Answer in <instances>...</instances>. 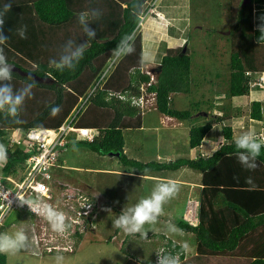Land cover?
I'll return each instance as SVG.
<instances>
[{"label":"trees","instance_id":"1","mask_svg":"<svg viewBox=\"0 0 264 264\" xmlns=\"http://www.w3.org/2000/svg\"><path fill=\"white\" fill-rule=\"evenodd\" d=\"M147 2L0 0V151L7 154L5 171L27 156L8 145L11 132L59 126L89 86H94L112 56L124 49L76 114L77 126L95 128L97 133L92 139H75L72 134L66 148L78 142L100 153L117 150L120 161L137 172L189 167L201 173L197 222L193 225L184 217L176 221L179 229L194 235L195 252L187 253L184 244L170 239L160 261L153 252L142 263L129 258L126 264H264V141L256 144L236 138L233 127L225 122L233 111L239 112L230 99L248 95L252 80L264 73V27H256L253 16L254 4L264 0H230L229 70L221 81L223 91L215 94L214 88L210 101L202 100L204 109L200 101L184 109L174 104L177 92L189 93L198 85L192 76L193 50L185 44L166 49L154 67V81L141 71L139 22ZM216 76L224 77L221 71ZM143 83H149L147 91L155 93L156 111L188 121L189 148H199L213 125L219 124L222 139L217 149L210 155L200 152L168 161L128 157L124 130L141 129L144 113L131 97L141 94ZM222 95L218 107L222 113H212L214 100ZM261 105L259 100L251 101L252 118L262 120ZM130 218L124 214L121 224ZM12 223L6 219L0 228V264H6L2 250L6 234H2ZM25 231L30 234V229Z\"/></svg>","mask_w":264,"mask_h":264},{"label":"rangeland","instance_id":"2","mask_svg":"<svg viewBox=\"0 0 264 264\" xmlns=\"http://www.w3.org/2000/svg\"><path fill=\"white\" fill-rule=\"evenodd\" d=\"M156 5L157 3L153 7ZM186 5L182 12L192 10L189 15L191 23H189L188 29L184 30L185 34L182 35L185 40L180 38L179 40L181 41L180 45L185 44L193 50L192 76L195 77L198 85H193L192 91L189 93L177 92L174 95V104L181 109L198 101H200V107H203V102H209L211 99L208 88H215L214 91L218 90L215 91V94L223 91L224 87H222L221 81L226 78L229 70V30L232 28L230 0H189ZM172 11L173 9L170 8V13ZM150 14L158 15L159 13L156 10H152V12L147 10V15ZM139 31L143 36V26ZM59 33H57V37L60 36ZM146 35L150 37L148 33ZM175 36L182 37L180 32ZM150 38L152 39V37ZM165 44L164 42L162 47ZM56 46L58 45L55 43L54 48ZM124 51L123 49L118 55L115 53L112 57L117 55V60L124 54ZM109 63L110 61L100 72V75L103 72L104 75L99 82L104 81L103 78L111 71L112 67L106 68ZM152 67L144 66L143 69H147L146 72H149L155 79L157 72ZM219 71L223 72L224 77L216 76ZM90 87L92 86H89L82 99L87 96ZM145 95L144 110L149 109L150 114L143 115L142 121L143 124L147 123L148 125L141 129L124 130L125 154L140 161H150L158 154L159 158L164 161L180 156L193 157L200 153L201 149L188 147L189 126L187 128L181 124L173 130L174 121L169 120L165 115L164 118H160V125H156L158 119L155 120V114H153L158 112H156L155 103H153L155 98H152L149 91ZM223 98L222 95L219 100ZM233 99L234 97L230 99L231 105L233 103L240 105L238 116L234 115L233 118L225 122L232 127L236 126L234 136L241 138L242 135L249 134L251 130L264 134V118L261 122L250 121V105H243V98H236L234 101ZM79 101L73 112L79 108ZM219 103L221 102L214 103V113H221L217 110L221 106ZM80 115L77 116V119ZM210 118L207 115L205 119L209 120ZM238 120L244 121L245 129L237 127ZM171 127L172 129H170ZM13 131L20 134L19 130ZM207 138L218 147L222 139L219 124L213 125L206 140ZM204 142L206 143V141ZM206 147V145L202 146L203 149ZM119 155L115 152L112 154L100 153L91 150L82 143H71L64 153V158L70 165H78L81 169L73 171L64 168L63 170L77 175L81 180L82 187H80L82 189L102 194L101 198L98 197L100 202L98 211L101 214L96 233H88L85 237H80L75 252L40 256L24 246L23 239L26 236V229L19 223H26V217L21 215V212L19 214L18 210H14L6 217L9 223L13 222V225L11 224L2 234L8 235L2 237V250L6 254V264H126L128 257L137 258L140 261L138 256H135L138 251L148 258L149 246L156 247L161 242L160 238L150 241L154 233H161L154 237H167L168 234L183 242L188 253L193 250L195 252L194 235L179 229L176 221L184 217L188 199L190 197L197 198L199 195L200 171L185 167L177 170L136 172L135 168L124 165L120 161ZM122 170H125V173ZM135 173H139V175L137 176ZM124 214L131 218L121 227ZM117 230L119 232H116ZM112 235L114 237H111ZM122 245L123 247H121Z\"/></svg>","mask_w":264,"mask_h":264},{"label":"built area","instance_id":"3","mask_svg":"<svg viewBox=\"0 0 264 264\" xmlns=\"http://www.w3.org/2000/svg\"><path fill=\"white\" fill-rule=\"evenodd\" d=\"M156 2L153 0L150 3L148 11L154 9ZM117 55L111 58L107 69ZM103 75L104 72L87 96L80 98V108L86 104ZM131 101L142 106L144 96H132ZM78 110H72L56 127L15 129L20 134L12 131L8 145L27 153L14 169L5 171L7 154L0 151V228L12 211L22 212L30 229L28 247L35 254L73 251L78 234L94 226V202L80 187L60 180L56 173L60 157L72 134L77 139H92L97 133L95 128L77 127L75 120ZM187 203L185 216L195 223L197 201L191 197ZM165 249V246L161 247L156 261L161 260Z\"/></svg>","mask_w":264,"mask_h":264},{"label":"crops","instance_id":"4","mask_svg":"<svg viewBox=\"0 0 264 264\" xmlns=\"http://www.w3.org/2000/svg\"><path fill=\"white\" fill-rule=\"evenodd\" d=\"M199 1H201V0H199ZM187 3H189V0H187V2H186V0H158L157 5L155 6V10L159 13L158 14L159 16L154 15V14L153 15L150 14V15H146L142 18V22H141V25L139 27V30H141V27L143 26V31H144V34L142 36V66H141V71H144V72L147 71V69L146 70L143 69L144 66H146L147 68H150L151 66L154 67L155 65L159 64L163 54L165 53V51L168 47L182 46V45H180L181 41L179 40V38L182 40H185V38L182 35L185 34L184 30L188 29L187 27H188L189 23H191V18L189 15H190L192 10L190 9L189 10L190 12H185V13L182 12V9L185 6H187L186 5ZM170 8L173 9L172 13H170ZM84 15L86 17L88 16L86 12L84 13ZM253 16H254V25L256 27H264V4H260V3L254 4ZM179 32L181 33L182 37L175 36V34H179ZM145 33L146 34L148 33L150 35V37H152L153 40L150 37H148V35H146ZM61 39H62V37H61ZM62 40H60V41L64 45L65 44V43H63L64 40L63 41ZM164 42L166 44L164 47H162ZM42 46H45V43H43ZM48 47H50V45H48ZM64 47H66V46L59 47V49H62ZM54 49H57V48H54ZM160 51H161V53H160ZM151 64H153V65H151ZM255 79H257L259 81L257 84H255L254 86L251 87L250 93L248 95H243V96H234L233 101L236 98H243L242 104L243 105H250L251 101L259 100L262 102L261 107L264 108V73L260 76H257ZM207 88H205V89H207ZM211 90H212V88H208V92H209L210 96H211ZM218 102H220V101L214 100V103H218ZM233 105L238 106L237 104H234V103H233ZM213 111H214V108H213ZM143 113H144V115H148V114H150V111L145 109L143 111ZM235 113H236V111L235 112L233 111L232 116L229 119L233 118L234 115L238 116V114H235ZM153 114H155V116H154V118H156L155 120L158 119V124H156V125L157 126L160 125V121H161L160 118H164L165 117L164 114H162L160 112L153 113ZM263 118H264V116H263ZM229 119H227V120H229ZM169 120L174 121L173 130L177 126H180L181 124H184L187 128L189 126V123L185 120L181 121V120H178V119L172 118V117L169 118ZM254 120L258 121V122L262 121V120H257V119H254ZM243 123H244L243 120H238V122H237V124H240V125ZM146 125H148V124L147 123L143 124V122H142L141 128L145 127ZM170 129H172V127ZM205 141H206V143L203 142L202 145L200 146L201 148L200 147L199 148L204 153L210 154L212 152V149L213 148L216 149L217 146L214 143L210 142V140L208 138H207V140L205 138ZM204 145L207 146L205 149L202 148V146H204ZM124 152H125V150H124ZM64 153L65 152H63L61 157H60L59 167L56 169V173L59 176L60 180L67 181V182L70 181V183L80 187L81 186L80 185V183H81L80 178L77 175H73V174H70V173L64 171L63 169L66 168V169H70L73 171H78L81 169V167L78 165H74V164L70 165L69 163H67L66 159L64 158ZM157 158H159L158 154H157ZM182 168H185V167H182ZM122 172L125 173V170H122ZM135 174L137 176L139 175V173H135ZM200 179H201V176H200ZM172 180L177 181L175 179H172ZM199 183H200V185L198 187H199V192H200L201 180ZM82 190L84 191V193L87 196L90 197V199L93 202L100 203L98 201V197L101 198L102 194L92 193V192L86 191L84 189H82ZM22 214L23 213H21V215ZM100 214L101 213L99 211V213L97 214V219H98V217H100ZM19 224L22 225V227L24 229L27 227L26 230H29V226H28L27 222L26 223H19ZM98 224H99V222L97 223V227L95 228L94 232H92V233H94V234L96 233L97 228H98ZM12 225H13V223H12ZM124 225H125V223H122L121 227ZM116 232H119V230H117ZM169 237L171 239L175 240V238H172L170 235H169ZM28 239H29V233H28V235L26 234L25 239H23L25 242L24 246L26 248H28ZM19 241H21V240H19ZM175 241H177V240H175ZM177 242L184 244L183 242H181L179 240ZM185 247H186V245H185ZM154 250H155L154 245L149 246L148 258H145L142 255V253H140V251H138L139 254L137 252V255H135V256H138V258H140L141 260L144 261V260L150 259ZM186 252H187V250H186ZM189 253H194V250H193V252H189ZM47 255H57V254L51 253V254H47Z\"/></svg>","mask_w":264,"mask_h":264},{"label":"clouds","instance_id":"5","mask_svg":"<svg viewBox=\"0 0 264 264\" xmlns=\"http://www.w3.org/2000/svg\"><path fill=\"white\" fill-rule=\"evenodd\" d=\"M148 3V5H147V7H146V10H145V12L148 10V7L150 6V3L151 2H147ZM155 10V7H154V9H153V11ZM152 12V11H151ZM145 16L147 15V13H145L144 14ZM141 22H142V17H141V20H140V22H139V27H140V25H141ZM121 51V50H120ZM120 51H118L117 53H119ZM149 73V72H148ZM150 74V73H149ZM256 78V77H255ZM253 79L252 80V82H251V87L252 86H254L255 84H257L258 83V81L259 80H257V79ZM150 81H154V79L152 78V76H151V74H150ZM144 84V83H143ZM142 84V85H143ZM147 84H149V83H147ZM147 84L145 85V87H147ZM142 87L144 88V89H142ZM145 87H144V85L143 86H141V89H142V91H141V94L144 96V103H143V105L141 106V105H138V104H136V105H138V106H140V108L142 109V111H144V105H145V102H146V100H145V98H146V93H147V89L145 90ZM144 91H146V92H144ZM140 94V95H141ZM150 94L152 95V98H155V93L154 92H150ZM139 95V96H140ZM139 96H137V97H139ZM221 96H219L218 98H216L215 100L216 101H220L221 102V100H219V98H220ZM151 102H153V101H151ZM153 103H155V109H156V102H153ZM135 104V103H134ZM213 108L214 107H212V109L210 110L212 113H214V111H213ZM149 110V109H148ZM217 110H218V112H221L222 113V111L220 110V109H218L217 108ZM217 114V113H216ZM165 115V114H164ZM166 117H168V118H171L172 116H168V115H165ZM172 118H175V117H172ZM177 119V118H176ZM249 119H250V121H255L254 120V118H252L250 115H249ZM179 120V119H178ZM181 121H184V120H181ZM188 122V121H187ZM252 125V124H251ZM77 127H80V126H77ZM235 127L236 126H234L233 127V131L235 130ZM237 127L238 128H241V129H245V127H246V125H245V123H243V124H237ZM86 128H90V127H86ZM97 131V130H96ZM241 138L242 139H246V140H250L251 142H253V143H256V144H259V143H262L263 141H264V134L263 133H255V131L254 130H251L250 131V133L249 134H244V135H242L241 136ZM75 139H77V138H75ZM83 139H88V138H83ZM205 141V140H204ZM203 141V142H204ZM202 142V143H203ZM202 143H201V145H202ZM220 143V142H219ZM200 145V146H201ZM219 145V144H218ZM201 148V147H200ZM200 148H196V149H200ZM67 149V148H66ZM191 149H195V148H191ZM217 149V148H216ZM215 149V150H216ZM214 150V151H215ZM117 150H115V151H113V150H110V151H108L107 153H114V152H116ZM200 152L201 153H203V154H208V155H210L209 153H204L203 151H201L200 150ZM194 157V156H193ZM154 159H157V160H159V161H162V159H160V158H157V157H155ZM172 159V158H171ZM169 160V159H168ZM168 160H164V161H168ZM180 169V168H179ZM137 172V171H136ZM191 198V197H190ZM192 198H194L196 201H197V203H198V199L197 198H195V197H192ZM188 202V201H187ZM98 206H99V203H95L94 202V208H93V213H94V219H93V223H94V226L93 227H91L90 229H88L86 232H83V233H80V234H78V236L76 237V246L79 244V240H80V237H85L88 233H92V232H94V230H95V228L97 227V223H98V219H97V214L99 213V211H98ZM184 218L187 220V221H189L187 218H186V216H185V214H184ZM190 222V221H189ZM197 222V221H196ZM195 222V223H196ZM191 223V222H190ZM195 223H191V224H195ZM155 234V233H154ZM153 234V235H154ZM152 235V236H153ZM29 236H30V234H29ZM111 237H114L113 235L111 236ZM156 238H160V240H161V242L155 247V250H154V254L157 256V253H158V251L161 249V247H163V246H165L166 247V249L164 250V251H167V241L168 240H170L171 238L169 237V235L167 234V237H156ZM152 239H154V237H152ZM151 241V240H150ZM75 246V247H76ZM121 247H123V245L121 246ZM28 249H29V247H28ZM163 251V252H164ZM67 252H75V248L73 249V251H67ZM60 253H62V252H59V253H55V254H60ZM164 254L162 253V256H163ZM155 256V257H156ZM176 258H178V256L176 255L175 256ZM131 258V257H130ZM127 259H129V257L127 258ZM136 261H138L137 260V258H134ZM140 259V258H139ZM162 259V258H161ZM164 260H167V258H163ZM168 259H170V258H168ZM156 260H157V257H156ZM141 261V262H140ZM140 261H138L139 263H142V261L143 260H141L140 259ZM180 262V261H179Z\"/></svg>","mask_w":264,"mask_h":264},{"label":"water","instance_id":"6","mask_svg":"<svg viewBox=\"0 0 264 264\" xmlns=\"http://www.w3.org/2000/svg\"><path fill=\"white\" fill-rule=\"evenodd\" d=\"M115 154L119 155V152H118V151H116V152H115Z\"/></svg>","mask_w":264,"mask_h":264},{"label":"bare ground","instance_id":"7","mask_svg":"<svg viewBox=\"0 0 264 264\" xmlns=\"http://www.w3.org/2000/svg\"><path fill=\"white\" fill-rule=\"evenodd\" d=\"M173 249V248H172ZM130 256V255H129Z\"/></svg>","mask_w":264,"mask_h":264}]
</instances>
